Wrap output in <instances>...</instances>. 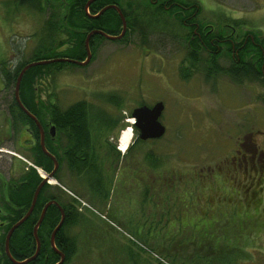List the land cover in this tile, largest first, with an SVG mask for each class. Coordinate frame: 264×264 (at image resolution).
Instances as JSON below:
<instances>
[{
	"label": "rangeland",
	"instance_id": "obj_1",
	"mask_svg": "<svg viewBox=\"0 0 264 264\" xmlns=\"http://www.w3.org/2000/svg\"><path fill=\"white\" fill-rule=\"evenodd\" d=\"M66 1L54 3V11L62 8L61 4H66ZM118 1L120 4L125 2ZM126 1L133 4L131 9H127L130 13L132 9L138 12L145 5L142 0ZM7 2L12 3V0H0V62L12 65L32 57L41 25L37 12L13 11V5ZM196 3L200 6L195 17V21L200 22L197 32L207 34L211 25L219 30L227 21L223 19L225 12L242 22L235 25L232 24L234 22L226 23L233 25L247 42L248 60L255 57V49L250 48L247 40L251 36L258 41L264 36V0H196ZM217 11L222 15L217 16ZM55 20L61 22L58 16ZM138 20L140 22V18ZM109 25L114 34L120 32L121 26L117 23L113 26L110 20ZM147 27L140 23L136 28H129L120 40L95 37L87 64L50 66L43 72L48 74L54 70V78L53 74L44 75L38 81H28V78L21 89L20 80L18 96L21 90L22 96L37 101L44 113L45 105L53 100V95L56 102L65 107L79 99L102 103L101 97L105 93L118 94L123 117L108 138L120 154H125L139 135L138 129L133 126L136 131L134 142L120 150V132L130 120L134 121L131 110L143 103L151 106L157 101L162 102L159 119L164 125V133L156 140H148L142 151H130L134 153L131 160L136 159L135 164L138 165L146 150L160 154L165 174L171 176L174 172L189 181V184L183 185V196L187 199L182 200V205L193 207V211L179 220L181 225L193 226L195 230L201 229L205 223L214 222L210 233H225L226 239L232 240L231 244L225 240L217 241L215 237L207 241L200 233L187 227L179 233H184L189 241L180 240L178 243L182 244L173 247L177 261L181 264H226L224 261L229 258L232 261L228 264H264V78L249 81L244 77L233 81L230 75L221 72L207 76L204 71L209 68L211 53H216L212 62L219 67L227 69L235 66L227 50L228 42L215 41L213 45H218L208 54V49L197 48V40L193 37L196 35L192 31L194 26L188 27L186 32L175 23L170 24L169 34L165 36ZM65 28L61 27L63 31ZM67 36V41L57 46L55 52L62 50L77 54L80 46L72 39L70 31L68 35L62 33L59 38ZM188 38H193L188 42V48L198 61L205 63V69L192 68L189 58L185 59L186 54H190L186 49ZM257 66L262 67L263 62ZM185 72L189 73L187 78L182 76ZM12 91V86L8 91L0 90L2 197L4 190L1 182L12 176L10 172L19 167L21 161L33 165L42 177L47 173L42 166L33 163L35 151L25 148L35 141L28 131L22 129L15 140L9 138L5 107L6 101L12 98ZM44 115L47 116V113ZM28 138L34 140L30 142ZM238 149L242 150L241 153ZM60 176L76 190L71 191L79 201L80 212L92 221L87 224H95H90L94 227L89 232H96L83 238L86 227L83 224L72 227L73 251L63 264H171L169 258L163 256L165 245L160 237H153L148 246L131 235L127 227L129 222L136 224L140 220L141 206L138 202L143 188L139 185L116 187L104 204H95L84 189L74 184L76 181H70L66 172ZM58 183L55 178L47 182ZM146 212H150L149 206ZM154 247L158 250L151 251Z\"/></svg>",
	"mask_w": 264,
	"mask_h": 264
},
{
	"label": "trees",
	"instance_id": "obj_2",
	"mask_svg": "<svg viewBox=\"0 0 264 264\" xmlns=\"http://www.w3.org/2000/svg\"><path fill=\"white\" fill-rule=\"evenodd\" d=\"M58 1L59 0L54 2H50L49 0H12V3L7 2L9 5H13V11H20L22 9L37 12L40 15L41 33L36 41L32 57H30L29 60H20L12 65H8L6 61L0 62V90L5 89V91H8L11 86L13 87L12 98H10V101H6L5 107L7 108L6 119L9 138L15 140L17 134H19L22 129L31 133V137L34 138L36 142L34 141L30 146L26 145L25 148L35 151V153L33 152V163L42 166L47 173L53 168L52 159L40 148L38 132L34 121L23 112L14 98L15 81L21 68L30 61L55 57L83 60L86 56L84 39L88 30L99 28L108 34L115 35L113 28L109 25V21L112 20L113 26H116V23L121 26L119 15L113 8H108L97 18L89 16L90 13L95 14L99 8L110 3L116 4L124 15L126 29L122 38L129 28H136L140 23L148 26L147 29H153L159 35L164 36L165 34H169L168 27L173 23L182 28V31L186 30V32H188L190 21L193 19L195 20L196 17L193 15L188 16V14L193 12L194 7L198 8L197 13L200 11V6H198L197 3L193 7V0H179L182 5L192 4L185 10L184 14L173 12V10L181 9L179 6H172L169 8V11L168 8L164 6V3H161L162 0H159V3L152 2L151 0H147V2L142 0L145 5H143L141 10L135 12L136 10L133 11L132 9L130 10L131 13L127 9L132 8V2L125 0L124 4H120L118 0H96L88 9L90 13L88 12L87 14L84 10L86 0H68L66 4L65 2L61 4L63 9L57 8L60 11L57 10L56 12L54 11L56 5L54 3ZM215 14H217V16L222 15L219 11ZM56 16L61 19L62 23L60 21L57 23V20H55ZM223 17L224 20H227L226 22H234L232 23L233 25L242 24L239 19H233L225 12L223 13ZM139 18L140 22L138 20ZM137 20L138 24H136ZM226 22L223 25H231ZM62 26L65 28V31L61 29ZM192 26L193 24H191V27ZM69 31L71 36H73L72 39H75V42L77 41L79 43L80 47L78 48V53H66L62 50L61 52H55L56 47L65 43L68 39V36L65 37V39L59 37L62 33L68 35ZM118 33L119 32L116 34ZM226 33L227 32L222 29L214 33L207 31V34L200 32L201 41L205 43V46L200 47L198 42L201 41L194 37L197 40V48L201 50L208 49V54H210L211 49L218 45L217 43L213 45L215 41L219 43L227 42L225 39ZM173 35L175 36L174 33ZM95 37L104 36L96 34ZM94 38H89L90 46ZM188 39L187 43L193 40V38ZM247 41L250 48L252 47L255 49L253 55L255 57L252 60H248L245 68H242L239 62L238 64L234 62V64L237 65L236 67L231 66L227 69L221 68L217 63L212 62L216 53H211L209 55L210 65L209 68L204 71L205 74L207 76H213L216 72V74L219 72L226 73L230 75L233 81L244 79V77H247L249 81L262 80L264 78V36L258 41L255 39L253 40L250 36ZM186 49H189L188 45ZM227 50L230 54L229 45ZM189 51L190 54H186L185 59L188 60L189 58L188 63L191 67L196 69L199 68L200 70L204 68L203 64L205 63L198 61L199 59L193 56L190 49ZM261 62H263V66H257V64ZM65 64L74 63L69 61H53L29 67L22 75L20 89L25 83V79L27 80L28 78V81H38L42 79L44 75L50 76L52 74L54 78V70L50 73L48 72V74L43 72V70L50 66L57 65L60 67V65ZM182 76L187 78L189 73H182ZM19 94L22 104L40 123L49 124L51 120H55L61 127L62 132H64L63 147L66 148L67 155L63 160L57 159L59 170H57L58 172L54 175V178L60 184H47V182H45L38 193L32 212L12 232L9 239V250L12 256L17 260H22L32 255L35 251L36 241L33 237L32 228L38 219L39 212L43 205L49 200H55L65 211V217L62 220L61 226L56 231L55 236L57 248L62 250L66 256L65 261L73 251L74 236L70 231L72 227L83 224V226L86 227L85 229H87L86 232H83L84 235L82 233L83 238L87 235L96 233L94 230L89 232L91 228L94 227H90V224L92 225L93 223L87 224L91 221L90 217L88 218L87 215L78 210L77 203H79V201L71 191L74 190L76 192V190L72 189L71 186L67 184L68 181L60 176L62 172H66V176L70 177V181L71 179L72 181H76L77 184H74L84 189L86 195L90 196L95 204H104L111 191L116 189V187L118 189L126 185L136 187L139 185L143 188L140 191L141 196L139 195L140 201L138 202V205L141 206V208H139L140 220L136 222V224L131 222L128 223L127 227L130 230L129 232L131 235L138 238L141 243L148 246L151 245L149 241H151L153 237H160L161 240L164 241L163 245H165L163 256L169 258L171 264H181L182 262L177 261V256L174 254L176 250L173 247L181 245L182 242L178 243L180 240L189 241V239L183 235L184 233L182 234L179 232L184 231V229L186 230L187 227L194 230L193 226L181 225L179 221L185 217L184 215L186 213L193 211V207L182 205V200L187 199L183 196V185L185 183L189 184V181L179 174L176 176L174 172L171 173V176L170 174H165L162 168V157L152 150H146L144 152L142 159L138 161V165L135 164L137 161L136 159L131 160V155H134V153H129L130 151H142L141 149L148 140H156L158 138L141 139L138 137L137 140L128 147L125 154H120V151L107 141L108 134L115 124L123 117L121 114L122 106L120 96L116 93H105L106 95L104 94L101 97L103 99L102 103L79 99L67 105L65 108H53L55 112L51 108L52 103L48 102L45 105V112L47 113V116H45V112L43 113V110H41L42 107L37 101L24 98L21 94V90ZM112 112H115L116 115ZM31 140L28 138V141L31 142ZM45 147L48 152L51 154L53 153L50 148L49 140H46ZM10 175L12 176L1 182L4 196L2 197V194L0 196L1 205L3 206L0 208V218L5 219V222L0 224V264H14L9 260L4 251L5 235L9 227L26 212L30 205L33 191L36 185L42 180V176L38 174L36 168L24 161H21L19 167L12 169ZM168 182L170 184H168ZM69 190L73 194L70 193ZM137 198L138 196L136 199ZM90 206L94 207L93 205ZM147 206L150 207L149 213L146 212ZM84 208L86 209V207ZM182 212L184 214L181 216ZM92 213L94 212L92 211ZM60 218L56 206L50 204L37 229L40 241L39 253L26 264H54L57 262L59 255L50 246L46 235L49 234L54 224H56ZM213 224L214 222L205 223L201 225V229H195L194 231L200 233L199 235L202 238L204 237L207 241L209 238L212 239L215 237L217 241L225 240L224 242L230 243L232 240L231 238L226 239L225 233H210V228ZM194 233H192V236ZM202 241L201 244L203 243ZM203 245H205V243ZM152 250L155 251L158 249L154 247L151 251ZM230 261H232V259L228 258L224 262L228 264Z\"/></svg>",
	"mask_w": 264,
	"mask_h": 264
},
{
	"label": "water",
	"instance_id": "obj_3",
	"mask_svg": "<svg viewBox=\"0 0 264 264\" xmlns=\"http://www.w3.org/2000/svg\"><path fill=\"white\" fill-rule=\"evenodd\" d=\"M92 1H94V0H87L84 4V10L87 14H88V9H87L88 5ZM108 8H113L117 11L119 18H120V21H121V30L118 34H115V35L108 34L99 28L93 29L90 32H88L85 36V39H84V47L86 50V56H85L84 60H76V59H71V58H66V57H56V58H51V59L30 61V62L26 63L21 68V70L19 71V73L16 77L15 86H14V98H15L16 102L18 103L19 107L23 110V112L26 113L32 120H34L35 124L40 129L41 133H40L39 145H40L41 150L52 159L53 168L49 173H45L42 180L36 185V187L33 191L32 197H31L30 205H29L28 209L26 210V212L17 221H15L9 227V229L6 232L5 240H4V251H5V254L7 255V257L9 258V260L11 262H13L14 264H26L28 261L32 260L33 258H35L37 256V254L39 253V249H40V241H39V237L37 234V229H38V227H39V225L43 219V216L45 214V211H46L48 205H50L51 203H55L59 206V204L55 200H49L43 205V207L40 211V215H39L36 223L34 224V226L32 228L33 237L36 241L35 251L33 252L32 255H30V256L22 259V260L15 259L9 250L10 236H11L12 232L15 230V228H17L30 215V213L32 212L33 207L36 203V199H37V196H38V193H39L41 187L44 185L45 182H49V180L54 179V172L57 168V160L45 148L44 135L42 133L40 122L32 113H30L26 109V107L20 101V98L18 96L20 80L22 78L23 73L29 67H31L33 65H37V64H43V63H48V62H53V61H69V62H73V63L79 64V65L86 64L91 57V52H90V48H89V38L94 33L100 34V35H102L108 39H111V40H116V39L122 38V36L124 35V32H125V29H126V21H125L124 15L122 14V11L120 10V8L116 4H107V5L103 6L97 13H95L94 15H90V16L91 17H97L101 13H103L105 10H107ZM162 109H163V103L160 101H157L151 106L143 104V105L134 107L131 110V116L135 119V122L133 124L138 128L139 137L141 139L159 138L164 133V130H165L164 125H162L160 120H159ZM60 209L62 212L61 218H60L59 222L57 223V225L55 226V228L53 229L51 236H50V243L59 255V260L54 264H62L64 262V259H65L64 253L55 247L54 241H53L54 234L57 231V229L60 227L62 220H63V211H62L61 207H60Z\"/></svg>",
	"mask_w": 264,
	"mask_h": 264
},
{
	"label": "flooded vegetation",
	"instance_id": "obj_4",
	"mask_svg": "<svg viewBox=\"0 0 264 264\" xmlns=\"http://www.w3.org/2000/svg\"><path fill=\"white\" fill-rule=\"evenodd\" d=\"M87 1V0H86ZM85 1V2H86ZM94 1H96V0H94ZM94 1H92L89 5H88V8L87 9H89L90 8V6L92 5V3L94 2ZM152 2H158L159 3V0H151ZM164 3V6L166 7V8H168V10L170 11V7H172V6H174V7H181V9H176V10H173V12L174 13H181V14H184L185 13V10H187V8L190 6V5H192L193 4V7H194V5H196V0H193V2H192V4H188V5H182V3H181V1H179V0H162L161 1V3ZM110 4H114V3H110ZM102 8V7H101ZM101 8H99L98 10H97V12L101 9ZM194 10H193V12L192 13H189L188 14V16H190V15H193L194 17L197 15V10H198V8L197 7H194L193 8ZM189 11V10H188ZM88 12H89V10H88ZM90 13V12H89ZM102 14V13H101ZM100 14V15H101ZM90 15H94V14H92V13H90L89 14V16ZM99 15V16H100ZM99 16H97V17H99ZM96 17V18H97ZM193 17V18H194ZM191 24H193V33L196 35V36H193V37H196V38H198L199 39V37H200V33L199 32H197V28H198V24H199V22H196L194 19L192 20V21H190V24L188 25L189 27H191ZM211 27L212 28H210L208 31H211V32H215L216 31V29L211 25ZM228 28V29H227ZM93 29H98V28H93ZM93 29H90V30H88V32H90L91 30H93ZM219 29H222V30H225V32H227L226 34H225V39L227 40V42L229 43V47H230V55H231V59H232V61L233 62H236L237 64H238V62L240 63V66L242 67V68H245L246 66H247V63H248V58H247V50H246V45H245V43H246V41L245 40H243L242 39V36H240V34H239V32L236 30V28L233 26V25H228V24H225V25H222L221 26V28L219 27ZM229 31V32H228ZM236 31V32H235ZM87 32V33H88ZM86 33V34H87ZM96 34L97 33H94V34H92L91 36H90V38H94L95 36H96ZM89 41H90V39H89ZM198 44H199V46L201 47H203V46H205V43L204 42H198ZM187 45H188V43H187ZM89 48H90V45H89ZM91 52V51H90ZM91 55H92V52H91ZM88 63V62H87ZM86 63V64H87ZM76 65H78V64H76ZM85 65V64H84ZM237 65L235 64V67H236ZM55 70H57V69H55ZM241 76H243V75H241ZM53 93V92H52ZM51 103H52V109L54 108V109H58V108H65V107H62L61 105H59L57 102H56V96L55 95H53V100L51 101ZM144 104V103H143ZM143 104H141V105H143ZM147 105V104H146ZM138 106H140V105H138ZM149 106V105H148ZM135 107H137V106H135ZM53 109V111L55 112V110ZM131 114V113H130ZM34 121V120H33ZM34 124H35V122H34ZM40 125H41V129H42V133H43V135H44V144H45V142H46V140H49V143H50V148H51V151H53V153H52V155L55 157V159L57 160H59V159H61V160H63L65 157H66V155H67V153H66V148H64L63 147V141H64V132H62V129H61V127L56 123V121L55 120H51L50 122H49V124H42V123H40ZM35 126H36V128H37V132H38V142L40 141V129L38 128V126L35 124ZM136 129H138L135 125H133ZM116 127V124H115V126L113 127V129ZM112 129V130H113ZM139 131V130H138ZM29 133V132H28ZM30 135H31V133H29ZM139 137V136H138ZM30 139V138H29ZM149 139H151V138H149ZM32 140H34V139H32ZM107 141H109V143H111V144H113L114 145V147L116 148V145L113 143V142H111L110 140H109V138L107 137ZM240 145H242V143H240ZM241 149H238V152H240L241 153ZM244 156H245V154H244ZM58 160H57V168H56V170H55V172H54V175L58 172L57 170H59V163H58ZM239 164H241V163H239ZM247 189V190H246ZM245 190L247 191V192H249V189L248 188H246ZM253 192H257L256 190H253ZM51 204H54L55 206H56V208L58 209V211H59V215H60V217H61V215H62V212H61V209H60V205L58 206L57 204H55V203H51ZM49 206V205H48ZM62 208V207H61ZM80 208L81 207H78V210H80ZM62 211H63V219H64V217H65V211H64V209H62ZM46 212V211H45ZM39 215H40V212H39ZM39 217V216H38ZM60 220V219H59ZM5 222V219H2V218H0V224H2V223H4ZM59 222V221H58ZM57 222V223H58ZM63 222V221H62ZM57 223L56 224H54V226H53V228L50 230V232H49V234L48 235H46V237H48V242H49V244H50V246L53 248V246L51 245V243H50V236H51V233H52V231H53V229L55 228V226L57 225ZM62 224V223H61ZM61 226V225H60ZM58 230V229H57ZM55 236H56V232H55V234H54V239H53V241H54V245H55V247L57 248V245H56V243H55ZM54 249V248H53ZM58 250H60L59 248H57ZM54 251L56 252V250L54 249ZM60 251H62V250H60ZM63 252V251H62ZM57 253V252H56ZM64 253V252H63ZM58 254V253H57ZM65 255V254H64ZM65 259H66V256H65ZM65 259H64V262H65ZM63 264V263H62Z\"/></svg>",
	"mask_w": 264,
	"mask_h": 264
},
{
	"label": "clouds",
	"instance_id": "obj_5",
	"mask_svg": "<svg viewBox=\"0 0 264 264\" xmlns=\"http://www.w3.org/2000/svg\"><path fill=\"white\" fill-rule=\"evenodd\" d=\"M133 121H129L120 132L118 147L123 151L130 143L134 142L136 131L133 127Z\"/></svg>",
	"mask_w": 264,
	"mask_h": 264
},
{
	"label": "bare ground",
	"instance_id": "obj_6",
	"mask_svg": "<svg viewBox=\"0 0 264 264\" xmlns=\"http://www.w3.org/2000/svg\"><path fill=\"white\" fill-rule=\"evenodd\" d=\"M121 150V149H120Z\"/></svg>",
	"mask_w": 264,
	"mask_h": 264
}]
</instances>
